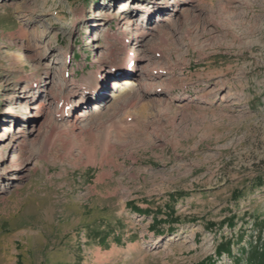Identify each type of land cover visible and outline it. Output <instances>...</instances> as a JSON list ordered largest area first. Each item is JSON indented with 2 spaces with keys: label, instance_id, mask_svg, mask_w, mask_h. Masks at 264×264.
Masks as SVG:
<instances>
[{
  "label": "rangeland",
  "instance_id": "1",
  "mask_svg": "<svg viewBox=\"0 0 264 264\" xmlns=\"http://www.w3.org/2000/svg\"><path fill=\"white\" fill-rule=\"evenodd\" d=\"M263 172L264 0H0V264H248Z\"/></svg>",
  "mask_w": 264,
  "mask_h": 264
},
{
  "label": "bare ground",
  "instance_id": "2",
  "mask_svg": "<svg viewBox=\"0 0 264 264\" xmlns=\"http://www.w3.org/2000/svg\"><path fill=\"white\" fill-rule=\"evenodd\" d=\"M134 18V17H133ZM132 20V19H131ZM131 20L127 19V24L128 25H131ZM132 58L131 57H128L127 58V61L131 60ZM99 81V78L97 76V74L95 72L92 73L91 77L89 78H85L84 79V83L82 85H77V88H78V92L80 91V93H83L84 89L87 88L89 89L88 92H87V95L91 93V91L95 90V88H97V85H96V82ZM136 85V82L135 81H127L125 84H123V88L121 90L120 95L114 97L113 99H119L122 101V103H126V104H129L132 102V99L131 97L129 96V92L126 90V87L130 88L132 86H135ZM118 87H121V86H118ZM124 92V93H123ZM75 95H77V93H75ZM74 95V96H75ZM79 95V94H78ZM63 111V110H62ZM65 111V110H64ZM70 114H71V111H70ZM69 116V115H68ZM68 118V117H67ZM58 119L60 120V124H61V120L65 119V117H63L62 114H59L58 116ZM129 118L128 117H123V118H120L119 121H118V134L120 136H123L127 133V130L129 127H131V123L129 122L128 120ZM66 122V121H65ZM63 126V125H62ZM62 126H58V127H51L49 128V130H47V137L45 139V142H44V145L45 147H50L52 145V141H53V138H54V134L57 132V131H63V127ZM72 149L69 150V152H71ZM105 155V154H104ZM92 158V156H91ZM176 239V238H175ZM174 239V240H175ZM170 241V240H169ZM162 242V240L160 241H156L154 242L156 245L160 244Z\"/></svg>",
  "mask_w": 264,
  "mask_h": 264
},
{
  "label": "trees",
  "instance_id": "3",
  "mask_svg": "<svg viewBox=\"0 0 264 264\" xmlns=\"http://www.w3.org/2000/svg\"><path fill=\"white\" fill-rule=\"evenodd\" d=\"M264 185V172L261 174V177L256 179L254 185ZM240 195L235 194L233 196L234 199H238ZM174 221V220H171ZM227 225L232 227L234 225V219L227 221ZM262 231L264 232V225ZM262 234L260 235V245L255 246L254 248H248L247 252L245 251L244 254H247V263L248 264H264V237L262 239ZM263 240V241H262ZM218 254L226 253L228 255H232L231 250V242L227 243L226 245H220L218 250ZM240 259L236 258V264H239Z\"/></svg>",
  "mask_w": 264,
  "mask_h": 264
}]
</instances>
